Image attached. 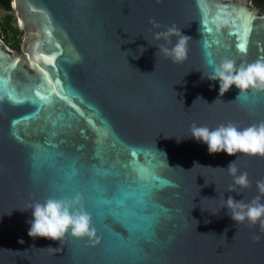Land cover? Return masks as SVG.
<instances>
[{"label": "water", "instance_id": "water-1", "mask_svg": "<svg viewBox=\"0 0 264 264\" xmlns=\"http://www.w3.org/2000/svg\"><path fill=\"white\" fill-rule=\"evenodd\" d=\"M11 1L23 37L19 50L0 39V264H264V231L224 208L229 196H260L264 157L209 154L191 137L193 125L264 121V90L220 96L207 78L224 58L264 60V10L246 0ZM172 25L189 36L183 62L156 47L176 42L154 38ZM40 69L63 99L29 120ZM231 161L250 187L228 191ZM77 194L94 236L28 235L34 202Z\"/></svg>", "mask_w": 264, "mask_h": 264}, {"label": "clouds", "instance_id": "clouds-1", "mask_svg": "<svg viewBox=\"0 0 264 264\" xmlns=\"http://www.w3.org/2000/svg\"><path fill=\"white\" fill-rule=\"evenodd\" d=\"M152 23L160 27L157 22L152 21ZM173 36L176 37V42L171 48L163 44L156 47L174 62H183L188 54L189 36L184 35L175 25L154 34L156 40H164L169 44L172 43ZM207 78L219 81L220 96H223L233 85L239 89L237 97L250 89L264 90V60L237 66L235 60L224 58L213 66L212 73ZM191 137L205 143L209 154L224 152L229 156H236L237 153H243L264 157V121L244 128L231 122L226 125L221 124L214 129L193 125ZM226 169L233 177V185L229 187V192L236 191L235 186L241 188L251 186L247 172L237 175L235 161H231ZM256 187L260 196L247 203L229 196L225 200L224 208L228 209L233 221L240 223L247 221L253 226L259 224L260 230L264 231V203L260 202V197L264 196V180L256 181ZM80 201L81 196L77 194L60 198L49 196L43 202H34L29 208L32 219L28 221L30 224L28 235L32 238H47L60 242L66 234L76 238L94 236L95 229L92 226L91 216L81 206ZM19 242L23 243V240Z\"/></svg>", "mask_w": 264, "mask_h": 264}, {"label": "snow or ice", "instance_id": "snow-or-ice-1", "mask_svg": "<svg viewBox=\"0 0 264 264\" xmlns=\"http://www.w3.org/2000/svg\"><path fill=\"white\" fill-rule=\"evenodd\" d=\"M251 28L247 29L245 33V37L248 33H250ZM237 48L241 53L246 51V43L241 42L237 44ZM46 59V58H45ZM15 67V65H13ZM41 74V81L37 84L31 86L32 95L35 98V101H38L35 105L34 112L26 117V119L32 120L39 117L40 111L43 109L44 105H52L54 104L56 99H63L60 95V92L63 91V85L56 80H53L49 77L48 73H45L42 69L39 70ZM9 81L5 79L4 72L0 70V89L8 85ZM59 89V91L57 90ZM77 174V170L73 166L71 171L69 172V176H75ZM104 203H109V201H103Z\"/></svg>", "mask_w": 264, "mask_h": 264}, {"label": "trees", "instance_id": "trees-1", "mask_svg": "<svg viewBox=\"0 0 264 264\" xmlns=\"http://www.w3.org/2000/svg\"><path fill=\"white\" fill-rule=\"evenodd\" d=\"M259 3H264V0H257ZM11 0H0V8L6 10L7 12L11 10L10 8ZM16 17L13 13L4 14L0 18V38L7 44L10 48L19 50L21 44V30L15 26Z\"/></svg>", "mask_w": 264, "mask_h": 264}, {"label": "rangeland", "instance_id": "rangeland-1", "mask_svg": "<svg viewBox=\"0 0 264 264\" xmlns=\"http://www.w3.org/2000/svg\"><path fill=\"white\" fill-rule=\"evenodd\" d=\"M250 5H252V6H256L251 0H246ZM9 13H13L14 14V16L16 17V14H15V11L11 8V10L10 11H8ZM6 10H3V9H1L0 8V18H2L3 16H4V14H7L8 13ZM15 26H17L18 28H19V26H18V24H17V21L15 22ZM21 39H22V37H23V31L21 30ZM1 39V38H0ZM2 40V39H1ZM7 45V44H6ZM8 46V45H7ZM9 47V46H8Z\"/></svg>", "mask_w": 264, "mask_h": 264}, {"label": "flooded vegetation", "instance_id": "flooded-vegetation-1", "mask_svg": "<svg viewBox=\"0 0 264 264\" xmlns=\"http://www.w3.org/2000/svg\"><path fill=\"white\" fill-rule=\"evenodd\" d=\"M257 7L261 8L264 10V3H259L257 0H251Z\"/></svg>", "mask_w": 264, "mask_h": 264}, {"label": "built area", "instance_id": "built-area-1", "mask_svg": "<svg viewBox=\"0 0 264 264\" xmlns=\"http://www.w3.org/2000/svg\"><path fill=\"white\" fill-rule=\"evenodd\" d=\"M11 5H12V1H11Z\"/></svg>", "mask_w": 264, "mask_h": 264}]
</instances>
